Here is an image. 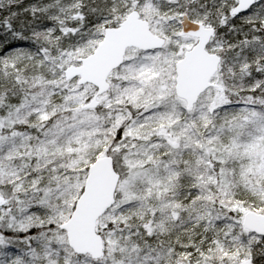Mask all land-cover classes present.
<instances>
[{
	"label": "snow or ice",
	"instance_id": "6c2138e0",
	"mask_svg": "<svg viewBox=\"0 0 264 264\" xmlns=\"http://www.w3.org/2000/svg\"><path fill=\"white\" fill-rule=\"evenodd\" d=\"M0 264H264V0H0Z\"/></svg>",
	"mask_w": 264,
	"mask_h": 264
}]
</instances>
